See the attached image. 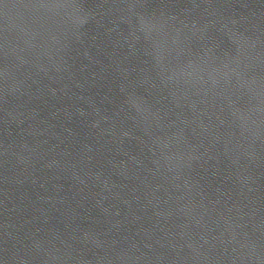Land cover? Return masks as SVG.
I'll return each instance as SVG.
<instances>
[{
	"label": "water",
	"instance_id": "water-1",
	"mask_svg": "<svg viewBox=\"0 0 264 264\" xmlns=\"http://www.w3.org/2000/svg\"><path fill=\"white\" fill-rule=\"evenodd\" d=\"M0 264H264V0H0Z\"/></svg>",
	"mask_w": 264,
	"mask_h": 264
}]
</instances>
